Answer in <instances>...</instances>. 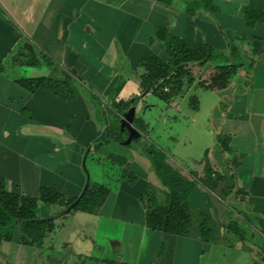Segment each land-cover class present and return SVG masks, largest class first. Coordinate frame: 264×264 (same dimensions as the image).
Instances as JSON below:
<instances>
[{"label":"crops","instance_id":"obj_1","mask_svg":"<svg viewBox=\"0 0 264 264\" xmlns=\"http://www.w3.org/2000/svg\"><path fill=\"white\" fill-rule=\"evenodd\" d=\"M120 2L125 3L129 0H119L118 3L111 0H0V177L5 180L6 190L38 198L41 185L58 190L65 196H79L88 184H99L108 189L103 204L94 214L82 212L67 214L66 211L60 210V215L57 216L55 211L50 213L47 210L50 208L39 203V217L53 220L55 234H57L56 221L59 220L61 223L58 230L64 231L62 233L67 239H63L62 245L57 247L53 243V234H50L42 247L24 246L19 243L20 225L18 224L14 229L13 240L0 245V264H108V262L201 264L199 261L201 257L216 252L215 244L148 229L145 225V208L140 201L143 193L148 189L149 178L145 176L147 178L145 183L137 177L133 186L122 179L123 171L134 172L131 163L139 158H136L138 155L129 160L118 153H115L116 155L112 153L109 159L117 165L118 172L111 173L112 183H110L109 175H106L107 172L101 165L103 156L109 157L108 154H102L106 147L97 149L93 146L99 140L103 141L106 137L116 138L119 134L120 127L111 109L112 102L127 101L132 97L142 96L140 71L131 76L127 75L124 81L125 76L121 75L118 68L114 69L116 67L113 64L107 66L104 63L107 52L102 47L104 42L99 41L103 27L96 21V16L98 20L104 12L118 14L122 6ZM141 2L140 0L139 3ZM144 2L151 4V7L152 5L161 7L159 10L157 8L152 10V13L159 12V21L154 22L152 27H164L192 44L194 48L203 43L202 39L200 42L199 37L194 38L199 35L195 29L205 36V41L211 46L215 44L216 38L220 37L211 19L212 13L221 22L227 21V26L230 28L234 27L232 22L237 23L233 17L228 16L226 8L220 10L221 7L216 6V0H213L208 14L199 12L195 17H190L185 8L181 9L177 17H171L173 15L168 17V6L157 0H144ZM243 4L245 5H242L240 13L244 21L239 22V27L237 25L234 28L244 32L246 39L242 42L236 39L237 36H228L229 44L240 48V62L243 67L237 75L228 80L225 87H222L219 83L223 79L221 81L217 68L211 62L203 66L191 64L188 69L194 75L196 82L204 83L205 88L201 89L214 93L218 96V100L221 98L225 100L227 97L231 99H229L230 109L225 110V115L236 118L239 115L236 108L237 102L243 99V111L248 116L245 119L239 116V119L236 118L234 122L250 127L257 125V128L261 129L260 133L250 132L247 135L233 132L236 140L254 141L253 150L228 149L222 154L215 150L214 153L206 156V160L213 170L224 178L223 182L230 187L234 184L230 194L222 197V201L227 204L223 221L227 223L236 221L238 229L244 235V241L238 240L240 247L235 249V252L239 257L237 256L233 264H264V110L257 113L258 110L253 107L260 103L257 96L264 94V84L254 81L255 73L250 72L249 68L255 56L264 53V41H262L264 0H244ZM160 16H162L161 21ZM83 18L88 19V22L84 20L85 23H83ZM92 19L95 23L89 25L91 24L89 20ZM164 20L167 22L166 25H163ZM156 43L161 44L158 39ZM28 45L36 53L46 55L55 62V66L48 65L45 72H32L22 76V71L26 73L24 69H30L29 66L23 65L26 60V51L23 47ZM226 45L225 42L220 43V47L224 49ZM95 47L100 48L99 52L95 50ZM84 51L91 54L86 56ZM145 52L141 51L140 62ZM39 67H43V63ZM71 68L79 71L82 76L88 77L89 74L92 76H89L91 77L89 91L95 96L98 94L100 98L96 97L93 101L84 91L83 93L80 91L74 101L64 102L44 89L30 93L15 83V80L19 78L61 77L64 74L63 70L68 72ZM258 71V76H263L264 66L258 68ZM122 78L124 83L119 85ZM205 80L209 83H205ZM247 84L250 85L247 86ZM129 85L131 88H128ZM240 85L245 86V93L236 97V91ZM192 87L198 88L196 85ZM249 94L255 95L250 97ZM166 106L174 109L178 113L177 116L181 115L174 118L175 122L184 121V119L186 124L189 121L193 123L197 121L189 113L181 112L176 101ZM216 109L217 104H214L215 112ZM144 110H146L144 113L142 110L138 113L135 108L132 127L137 132L140 130L135 127L134 120L142 113L143 117L139 119L146 123L145 116L149 109ZM190 110L193 111L191 107ZM223 112L221 111L217 116L218 119L222 118ZM226 131L228 133V130ZM140 134L144 138L148 137V133L144 130ZM89 159L90 165L94 168L101 167L99 176L96 169H94L93 177L87 173ZM145 161L143 165L147 166V175L154 177L155 171L152 170L151 163ZM220 168L222 172L219 171ZM194 170L199 177H203L205 162L199 163ZM140 182H143L144 186L136 190ZM238 189L241 193L236 194ZM205 190V194L210 198L212 191L209 186H205ZM57 205L65 209L64 200ZM212 209L219 219L213 204ZM86 215L91 217L97 228L99 222L104 219L123 222L131 226L132 231L138 227L142 234L150 237L148 247L136 253L135 261L132 263H126L120 259L95 257L93 255L95 244L90 243L87 248L78 247L83 237L87 239L81 232L76 234L74 241L69 239L72 228L68 226L69 221H66L68 219L81 221L88 217ZM71 242L74 247L71 246ZM157 246H159L158 252ZM117 248L119 249L118 246ZM219 252L225 256L229 255L230 250L220 248ZM128 254H133V251H129ZM120 255H123V250ZM132 257L134 258V255H130V258Z\"/></svg>","mask_w":264,"mask_h":264},{"label":"rangeland","instance_id":"obj_2","mask_svg":"<svg viewBox=\"0 0 264 264\" xmlns=\"http://www.w3.org/2000/svg\"><path fill=\"white\" fill-rule=\"evenodd\" d=\"M118 3L119 0H111ZM129 0V2H120V12L117 13H111L107 14L104 12V15L99 17L96 21H98L101 26L103 27V33L99 38V41H103L102 44L103 49L107 52V55L104 56V63L107 66H111L113 64L114 69H119L121 72V75H124V81L128 76L133 75L134 73L142 72V69L140 66V58L139 55L141 51H147L148 49H151L155 53H157L160 57L165 58V51L163 43L158 44L156 43L155 33L157 32V28L152 27V24L156 21H159V12L154 11L152 13V10L156 9L159 6H154L151 4H146L144 0ZM193 0H175L171 6H169L168 9V17H177L179 13H181V9L183 10L187 3L191 2ZM216 6L220 10L227 9L228 16L233 17L236 22H232L234 24V27L240 25L239 22H243V15L241 16L240 10L242 9V5L244 6V0H216ZM144 2V3H143ZM240 4V5H239ZM111 5V3H110ZM141 5V6H140ZM151 8V9H150ZM158 10L161 9L157 8ZM156 9V10H157ZM133 10V11H132ZM208 14V12L206 13ZM211 14V13H210ZM102 18V20H101ZM230 18L228 20H230ZM211 19L214 21L216 28H217V34H219L220 37H217L214 41V45L212 46L214 48V55L217 57L213 62H211L215 67L217 64H220L222 61L221 59H224L226 56H230L228 49L230 46V41L228 40V36H240L239 41L244 42L245 35L244 32L236 30L232 26V28L227 26L226 22H221L217 16H213V13L211 14ZM88 22V19L83 18L82 22L85 23V21ZM100 20V21H99ZM162 20V16H160V21ZM243 20V21H242ZM169 21V20H168ZM91 22L92 25L94 20H89V23ZM166 25L167 22L164 20L162 21ZM199 35L195 36L194 38L198 39L201 42V39L203 41L202 44H208L205 41V36H202L201 32H198L197 29H195ZM196 35V33H193ZM99 37V36H98ZM242 37V38H241ZM153 42L150 43V40L153 39ZM98 39V38H97ZM110 39V40H109ZM190 41V40H189ZM264 41V38L263 40ZM199 42V43H200ZM227 44L225 47L226 49L220 47V43ZM194 43V42H193ZM234 43L236 44V40H234ZM190 44V43H189ZM101 46V44H99ZM192 45V44H190ZM194 45V44H193ZM210 45V44H208ZM24 46V45H23ZM211 46V45H210ZM84 47V46H83ZM100 48H96L95 50L99 52ZM240 49V48H239ZM129 50V52H128ZM89 51V50H88ZM240 52V51H239ZM86 53V56L90 55L91 53H87L86 51L83 52ZM35 54L39 60V62L43 63V67H30V69H24L22 71L21 75H28V73L32 72H38L42 73L45 72L48 67L46 63L43 62L42 55L39 53ZM128 55L132 56L129 57ZM240 55V54H239ZM220 56V58H218ZM262 57V59H261ZM46 59L50 60L48 57ZM86 59V57L84 58ZM253 64L249 67L250 72L255 73L254 81L258 82L263 85L264 84V75L258 76L259 71L258 68L261 66H264V53L258 54L254 58ZM101 65L100 63H98ZM47 65V66H46ZM66 68V67H65ZM68 69V68H66ZM95 71V68H93ZM112 69V68H111ZM91 70V69H89ZM66 71V70H63ZM90 72V71H89ZM93 72V71H92ZM68 74L72 78H74L77 81V86L79 87V91L85 94L89 97V99H95L100 98L98 94L95 96V94L92 95L93 98H91L89 88L91 77L82 76L80 72L76 71L74 68H71V70H68ZM130 74V75H129ZM264 74V73H263ZM28 77V76H25ZM95 79V78H94ZM133 79V78H132ZM123 78L121 82H119V85L121 83H124ZM205 83H209V81L205 80ZM245 84V83H242ZM257 84V83H256ZM250 84H247L249 86ZM128 88H131L129 85ZM236 90V89H235ZM242 93H245V86L240 85L238 91H236V97H240ZM255 93V92H254ZM247 94V93H246ZM192 95H196L199 99V111L198 113H195V111L190 110V102L189 98ZM255 94H249V96H254ZM261 96V97H260ZM257 96L259 97L257 100L258 105L253 106L256 108L259 113L260 111L264 110V94ZM218 96L214 93L207 91L205 89L201 88H191L186 92V94L180 98L176 103L179 105V110L181 112L189 113L191 116L195 117L197 121L195 123L189 121L187 124L184 121H174L175 117H180L181 115L177 116L178 113L171 109L170 107H167L166 104L159 101L156 97L152 95H145L143 94L141 97H132L130 99V102L132 103L131 108H136V111L139 113L140 110H142L144 113L145 108L149 109L146 113V121L149 122V124L144 123L139 118L143 117V115L140 114L135 119V127L141 132L146 131L148 133V137L144 138V136L141 134L139 137H135L132 139L133 141L130 143L128 142L130 139V132L128 131L127 127L123 129L122 122H118L120 131L118 136L115 137H106L105 140H99L95 142L93 145L95 148L100 149L101 147H106L105 151H103L105 155H109V157L105 158L103 156L101 165L104 168V171L107 172L106 175H109L110 183H112V172H118L117 165L111 161L110 156L113 153H118L119 155L125 157L126 159L132 160L134 159L135 155L139 157L138 159H135L132 161L131 166H133V174L137 177H139L143 182H147V178H149L148 182V189H150V192H153L158 201L161 204L166 203V188L161 184L160 180L156 174L154 173V177L147 175V166L143 165V162L149 163L150 160L147 157L146 149L149 148L150 145L154 147V149L161 150L165 157L167 158V162L169 165L174 168L175 170H178L179 174L188 180L191 185H189L190 190L188 194L187 201L189 205L192 207L195 216H198L199 214L205 215L211 220L219 222V219L217 218L214 209H212V201L211 198L206 195L205 186L203 185L202 180L200 179L195 172V167L198 166L199 163L205 162L206 159V153L207 155L210 153H214L215 150H218L221 152V154L224 152L221 148L220 142H223L226 138L228 149H235V150H253V146L255 144L254 141H246V140H236L234 133L237 134H249L250 132H253L256 134V132L260 133L261 129L257 128V125H253L250 127L249 125H240L236 124L234 120L237 118L239 119V116L242 119L247 118L248 116L243 111L244 101L243 99L238 100L237 102V111L239 112V115L236 118L230 117L229 115H225V110H227L230 105V98L227 97V99H219ZM230 99V100H229ZM255 100V101H257ZM107 101H105V104ZM214 104H217L216 112L214 111ZM176 107V106H175ZM230 109V108H229ZM221 111H224L221 113L222 118L218 119L217 116L220 114ZM248 111V110H247ZM229 112V111H228ZM249 112V111H248ZM214 114H216L214 116ZM214 116V117H213ZM228 120V121H227ZM228 130V133L227 131ZM226 132V133H225ZM234 132V133H233ZM263 132V131H262ZM252 145V146H251ZM92 146V145H90ZM87 147V150L90 148ZM144 149V150H143ZM133 156V157H132ZM86 160V159H85ZM211 166V165H210ZM83 168V167H82ZM86 168V165H85ZM149 168V167H148ZM84 169V168H83ZM94 168L92 165H90V159L87 162V173H89L92 177L94 176ZM98 169V170H97ZM96 171L99 176V170L100 168H97ZM85 170V172H86ZM154 171V169L152 168ZM219 171L222 172V168L219 169ZM96 173V174H97ZM220 175V174H217ZM145 176L147 178H145ZM204 177V176H203ZM101 181V180H100ZM125 181V180H123ZM126 182V181H125ZM143 182H140V184L136 187V190H140L141 187H143ZM102 183V182H99ZM127 183V182H126ZM220 183V182H219ZM128 184V183H127ZM130 185V184H128ZM135 185V184H134ZM133 186V185H130ZM146 186V185H145ZM145 193H143L144 195ZM142 195V196H143ZM142 198V197H141ZM141 205L143 203L140 201ZM48 212H56V215L59 216V211L62 210L65 212V209L59 207V205H45ZM144 206V205H143ZM54 215V214H53ZM88 216V215H86ZM91 217L88 216L85 219L79 221L76 219H68L66 222H68V225L71 229V233L69 236V239L71 241H74V237H76V234L78 232H81V234L85 235L87 239L84 237L80 240L78 247H85L90 246L89 244H95V249H93V255L95 257H105L107 259L112 260H121L126 263H132L135 261L136 253L140 252L141 250H145L148 247V243L150 240V237L148 235L142 234L140 230L135 228V231L131 230V226L126 225L123 222L118 221H108L107 219L101 220L99 222V226L95 227L93 221L90 219ZM64 223V221H62ZM60 221L57 220L56 224V231L57 234L52 233L53 243L56 244V246H61V241H63L64 235L61 231L59 232L58 228L60 226ZM109 226V227H107ZM133 228V227H132ZM67 239V238H66ZM89 239H92L89 241ZM72 243V242H71ZM74 244L72 243L71 246ZM119 247V249L117 248ZM217 249L216 252H213L212 254H205L203 257L200 258L201 264H233L234 261L237 259V252H235V249H238L240 247L239 241L235 236H230L227 234V236L221 240V244L216 245ZM220 248H226L230 250L229 255L222 256V254L219 252ZM77 249V248H75ZM115 250V253H114ZM123 250V255H120V252ZM132 252L133 254H128V252ZM156 251H159V246L156 247ZM130 255H134V258H130ZM239 257V256H238ZM134 259V260H133Z\"/></svg>","mask_w":264,"mask_h":264},{"label":"trees","instance_id":"obj_3","mask_svg":"<svg viewBox=\"0 0 264 264\" xmlns=\"http://www.w3.org/2000/svg\"><path fill=\"white\" fill-rule=\"evenodd\" d=\"M157 1L169 7L175 0ZM212 4L213 0H193L187 3L185 11L190 17H195L199 12L207 13ZM155 38L163 43L165 58L160 57L151 49H148L143 55L140 62L142 69L140 89L142 95L150 94L166 105H170L182 98L194 85L198 88H205L204 83L196 82L188 66L191 64L203 66L208 62H213L217 58L214 55V48L208 44H202L194 48L181 37L161 26L158 27ZM236 39L239 41L240 36L236 37ZM153 40L154 38L150 40V43ZM23 50L26 51V60L23 65L30 67H39L41 65L35 51L27 47H23ZM228 52L230 56L221 59L220 64L216 66L221 81L222 79L224 81L219 83L222 87H225L224 85H227L226 82L233 79L243 67L240 62L239 49L230 45ZM42 59L47 65L55 66V62L46 59V55H43ZM63 73L61 77L19 78L15 80V83L30 93H35L38 89H44L61 101H74L80 92L77 81L68 72L63 71ZM90 95L93 98L92 92H90ZM95 99L92 100L95 101ZM189 102L191 109L197 112L199 110L198 98L192 96ZM131 106L130 100L112 102L111 109L118 122L124 118ZM140 132H138L139 135H141ZM139 135L136 137H139ZM226 141V138L223 142L219 141L224 152L228 150ZM145 152H147V157L161 184L167 190L165 204H161L156 195L149 191L150 189H147L141 198L145 208V225L148 229L215 245H218L227 234L235 236L239 241H244V235L238 229L237 222H224L223 218L225 215L219 217V222L211 220L202 214L195 216L192 207L187 201L191 187H189L191 185L190 182L183 178L178 170L169 165L165 154L161 150L154 149L150 145ZM122 179L128 184L134 185L138 178L130 171L125 170L122 173ZM200 179L203 185L209 186V189L213 192L218 183L223 182L224 178L217 175L210 163L205 159L204 177ZM232 188H234V184L231 187L227 184L228 190L222 193V197H227ZM107 193L108 189L103 185L88 184L79 196H65L58 190L41 185L38 198H32L20 193L8 192L5 180L0 177V245L13 240L14 229L19 224V243L21 245L43 246L45 240L55 230V224L52 219L39 217V203L57 205L64 200L67 214L77 212L94 214L97 208L103 204ZM239 193L241 191L238 189L236 194ZM108 264L123 263L108 262Z\"/></svg>","mask_w":264,"mask_h":264},{"label":"water","instance_id":"obj_4","mask_svg":"<svg viewBox=\"0 0 264 264\" xmlns=\"http://www.w3.org/2000/svg\"><path fill=\"white\" fill-rule=\"evenodd\" d=\"M30 50H32L31 46H27ZM135 116V108L129 109V111L124 115L122 122V127L128 129L130 132V139L128 142L132 140L133 137L139 135V133L132 127V122ZM227 184L225 182L218 183L215 190L210 195L212 204L216 208L219 217H223L227 211V204L222 201V193L227 191ZM224 219V218H223Z\"/></svg>","mask_w":264,"mask_h":264}]
</instances>
